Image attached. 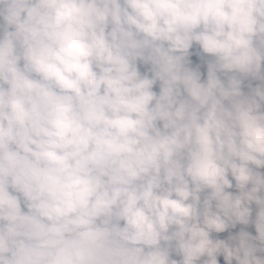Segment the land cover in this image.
Returning <instances> with one entry per match:
<instances>
[{"label": "clouds", "instance_id": "1", "mask_svg": "<svg viewBox=\"0 0 264 264\" xmlns=\"http://www.w3.org/2000/svg\"><path fill=\"white\" fill-rule=\"evenodd\" d=\"M0 264H264V0H0Z\"/></svg>", "mask_w": 264, "mask_h": 264}]
</instances>
